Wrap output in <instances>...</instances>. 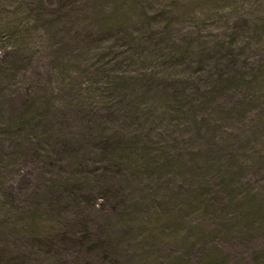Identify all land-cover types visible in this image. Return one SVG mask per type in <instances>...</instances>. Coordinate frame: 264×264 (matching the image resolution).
I'll list each match as a JSON object with an SVG mask.
<instances>
[{"label":"rangeland","instance_id":"1","mask_svg":"<svg viewBox=\"0 0 264 264\" xmlns=\"http://www.w3.org/2000/svg\"><path fill=\"white\" fill-rule=\"evenodd\" d=\"M0 264H264V0H0Z\"/></svg>","mask_w":264,"mask_h":264}]
</instances>
